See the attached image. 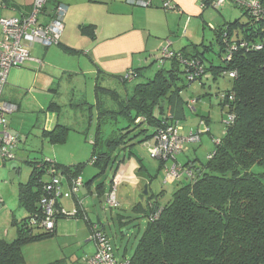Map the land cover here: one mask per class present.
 Returning <instances> with one entry per match:
<instances>
[{
    "label": "trees",
    "instance_id": "16d2710c",
    "mask_svg": "<svg viewBox=\"0 0 264 264\" xmlns=\"http://www.w3.org/2000/svg\"><path fill=\"white\" fill-rule=\"evenodd\" d=\"M214 1L206 0L204 6L220 10L222 6ZM229 1L240 8L248 21L243 22L237 16L233 21L214 26L209 41L192 43L190 50L187 46L175 52L167 67L163 66L166 59L156 58L158 68L154 76L147 75L146 67H142L125 72L116 86L106 87L97 79L94 102L81 93L68 104L81 109L86 105L92 114H89L90 121L95 118L91 159L95 158L93 165L100 168L97 175H101L114 161L121 163L125 157L135 155L136 142L155 140L166 124L185 118L188 101L182 93L188 85L179 84L181 73H185L189 83L201 80L204 75L214 80L220 75L227 76L231 80V86L218 92V100L224 112L233 114V121L226 125L207 161L198 164L197 159L189 157L183 161L193 175L173 181L180 186L168 203L160 202L163 192L150 195L153 200L152 206L144 212L147 216L145 230L132 255L118 259L120 261L128 264H264V0H257L259 11L255 14L247 3ZM80 30L86 35L92 34L93 25H81ZM214 43L220 47L221 65L213 64L206 57ZM47 107L57 111V116L54 126L42 131L43 137L52 144L67 142L70 131L77 129L59 121L61 104L51 102ZM120 120H123L121 127L117 126ZM109 125L112 126L110 131L106 129ZM77 131L90 133L89 128ZM137 135H143L144 139L138 140ZM156 160L159 170L165 167L163 161ZM32 165L28 180L19 186L20 205L27 215L20 222L15 220L17 237L13 241L0 239V264H23L25 243L56 234V225L46 230L39 222L43 215L41 199L50 179L48 171L52 169L71 180L81 176L85 166L83 162L67 165L49 159ZM45 175L49 176L46 181ZM103 186L101 182L99 187ZM57 217L58 220L63 216ZM86 256L76 263L85 264ZM48 264H65V261L58 259Z\"/></svg>",
    "mask_w": 264,
    "mask_h": 264
},
{
    "label": "rangeland",
    "instance_id": "374dc122",
    "mask_svg": "<svg viewBox=\"0 0 264 264\" xmlns=\"http://www.w3.org/2000/svg\"><path fill=\"white\" fill-rule=\"evenodd\" d=\"M223 5L225 10L229 6L232 7L230 9L236 10V14H239L243 22L248 21L247 16L242 15L240 8L233 5L231 1L228 0ZM211 12L215 13V15L221 14L219 10L217 11L210 6L204 15L211 20L214 16L211 17ZM236 17L232 16L228 20L233 21ZM222 22L223 19H221ZM206 32L205 40L209 41V38L213 37L214 32L209 27H206ZM199 37L197 40L202 41V36ZM36 45L35 49L40 50L41 45ZM44 49H41V51ZM219 50V45L214 43L213 48L206 52L207 59H210L216 65L222 64ZM33 61L10 69L8 83L3 95V99H6L14 95V93H19L18 96L21 99L19 110L8 115L10 131L19 134L16 159L7 162L0 159V198L3 201L0 205V239L7 241H13L17 237L15 220L20 222L27 215L20 205L19 186L21 182L28 180L33 170L32 163L42 162L45 159L69 163L72 159H75L76 162L85 164L82 173V179L85 182L100 171L98 166L90 163L96 121L95 118H93L92 122L90 121L89 114H92L87 111L86 105H83L82 109L62 106L63 109L58 119L60 122H65L71 128L73 127L77 130L89 128V134L72 130L67 142L62 144H52L43 137L42 131L47 127L54 126V118L57 116H54L52 112L45 111L46 106L52 99L60 103L66 101L69 96L66 91L69 86V82H67L69 75L67 72L65 73V70H61L65 67L64 63L56 56L50 57L49 60L40 64L33 63ZM152 75L154 76V74ZM184 76L185 73L180 74L181 80L179 79V84L188 85L183 88L185 90L182 95L185 101H189V103L186 104L185 118L179 122L180 133L184 136H188L191 133L199 134L200 140L188 142L189 151L179 154L178 159L183 163L189 157L190 159H197L195 162L200 164L207 161L210 153L216 147V141L224 134L228 114L224 112L225 110L219 104L218 92L231 86V80L227 76L220 75L217 80H214L211 76L204 75L201 80L189 83ZM50 88L57 89L58 93L56 96L51 95ZM88 93L90 95L89 101L94 102L93 94L91 92ZM191 100L195 102L192 101L191 103ZM96 113V110H94V115ZM122 125L123 120H120L117 126L121 127ZM111 128L112 126L109 125L106 129L110 131ZM141 138L144 139V136H138L137 139ZM152 144H154V139L145 140L144 142L138 141L134 145L133 152L136 153V158L139 159L140 164L144 168L140 172L137 166L132 167L134 174H137L136 180L133 177H126L127 175L123 176L125 178L115 189L118 206L110 205L106 202V195L99 196L97 191H95L96 184L100 181L104 182V188H106L107 193L111 191V177L117 171L118 160L108 165L109 167L104 174L96 177V181L93 184L95 187L93 191L96 193L93 195L89 194L93 201L90 202L92 205V210L89 214L90 218L92 221H98L100 218V221L104 223L106 233L111 240L112 251H114L117 259L125 255L127 257L132 255L139 237L145 230L147 216L141 210L136 209L140 200V193L144 191L145 186L151 182V188L156 194L163 192L160 195L162 205L173 198V192L180 186L178 182L172 184L165 181V167L159 170L157 168V160L152 158L149 152ZM14 162L17 163L16 175L14 179H10L11 165ZM166 163L167 165L170 164V162ZM48 178V175L44 177V181ZM138 189H140V192ZM85 190L86 188L83 187L81 191L86 192ZM62 201L64 202L65 211L71 213L74 210L73 195L62 197ZM120 218L125 222H120ZM56 229L57 233L55 235L43 238L40 241L27 242L22 246L23 264H48L58 259L64 260L65 264H77L83 255L89 253L95 246L94 241L90 239L92 232L88 231L85 218H65L59 221Z\"/></svg>",
    "mask_w": 264,
    "mask_h": 264
},
{
    "label": "crops",
    "instance_id": "0c3cea01",
    "mask_svg": "<svg viewBox=\"0 0 264 264\" xmlns=\"http://www.w3.org/2000/svg\"><path fill=\"white\" fill-rule=\"evenodd\" d=\"M33 2L34 0H0V18L27 15L32 8ZM170 2L175 8L165 10L161 5L163 0H152V5L148 6L131 4L128 0H49L46 11L43 12L42 20H48L57 4L65 3L68 6L67 14L63 20L64 30L62 36L59 44L51 45V48L43 47L40 43H34L30 46L32 59L28 61L32 62L35 60L36 62L33 61V63L40 64L49 60L50 57L56 56L64 63L65 67L61 70H65V73L67 72L69 75L67 79L69 86L66 90L69 96L63 103L52 99L49 104L57 102L63 107L69 106L68 104L74 99V96L77 97L81 93L85 94L87 99L90 100L88 92H91L95 99L97 79L106 87L116 86L119 81L118 78L133 68L146 67V74L152 75L158 68L155 59L158 58L159 53L164 48L179 52L192 43L205 41L207 36L206 27L212 29L214 26L228 22L230 20L228 18L232 16H239V14H236V10L230 9L232 8L231 6L227 7L226 10L224 5H222L220 10L211 6L221 13L215 15V13L211 12V17L214 15L211 20L204 15L210 7V5L204 6L206 0H170ZM221 19H223L222 23ZM88 24L93 25L92 34L81 33L80 26ZM208 35L210 36V34ZM199 36H202V41L197 40L200 38ZM36 44L41 45V49L45 48V52L44 50L41 51V49H35ZM188 49L190 50L191 47L189 46ZM41 54L42 56H40ZM169 63L170 59H166L163 66L167 67ZM49 90L52 92L51 95L56 96L58 93L55 88H50ZM18 94L14 93V95L5 99L15 103L18 106L17 110L21 106V99ZM63 107L60 112H62ZM45 111L54 113V116L56 115L55 112H57L50 110L48 107ZM50 128L47 127V129ZM179 161L182 163L181 160ZM77 163L80 162L72 159L69 163L63 164L73 165ZM117 165V171L111 177V187H113L116 179L121 183L125 175L136 180L137 174H134L132 167L137 166L139 171L144 168L141 167L139 159L135 155L125 157L121 163L118 161ZM157 168H159V164ZM82 173L81 179L83 178ZM97 174H94L86 182L82 179L83 183L77 190L78 192L73 195V204L74 208L78 206L81 212L83 211V213L87 214L86 225L89 232H91L90 226L92 223L98 224V227L106 232L104 223L100 221L101 219L98 217V221H92L89 215L92 210L90 202H93L89 194L93 195L97 191L99 196L103 194L107 196L106 188L104 186L99 187L101 181L96 184V190L93 191L95 189L93 184L96 181V177H98ZM62 180L64 188L68 190L70 179L63 175ZM147 185L148 196L144 195L143 192L140 193V200L136 206L137 210H141V212H145L147 207L152 206L151 200H153V197L150 195H154V191L151 188V182ZM83 187L86 188V192L81 191ZM138 191L140 192V189ZM63 203L62 198H60L59 204L65 209ZM83 213L79 215H84ZM65 218L61 217L57 220L56 228L59 221ZM120 222L124 223L125 221L121 219ZM94 250L95 246L89 253H85L83 257L91 255ZM124 258L128 257L125 255L120 259Z\"/></svg>",
    "mask_w": 264,
    "mask_h": 264
},
{
    "label": "built area",
    "instance_id": "2783aa9c",
    "mask_svg": "<svg viewBox=\"0 0 264 264\" xmlns=\"http://www.w3.org/2000/svg\"><path fill=\"white\" fill-rule=\"evenodd\" d=\"M49 0H34L32 8L24 16H5L0 18V159L4 162L14 161L16 159V148H18L19 134L10 131L8 115L15 112L18 106L15 103L3 99L4 89L8 82V74L12 67L25 65L31 60V49L34 43H40L44 46L58 44L64 30V19L67 14L65 3L57 4L53 15L48 20H42L44 8ZM226 0H215L217 6L225 4ZM245 2L252 13L259 11V2L257 0H237ZM236 1V2H237ZM129 3L138 6L152 5V0H128ZM165 10L175 8L170 0H163L161 4ZM175 53L168 48H164L158 58L160 61L175 56ZM232 75V74H231ZM224 97V94L222 95ZM195 102L191 100V103ZM233 114L228 115L225 124L230 125L233 121ZM199 134L191 133L188 136L181 135L179 122L168 123L156 135L154 144L150 147V153L153 158L159 159L165 163L166 182H173L181 179L183 176L191 177V168L183 165L178 160V155L188 151V142L199 141ZM219 142V138L217 140ZM95 159V158H94ZM91 159L90 163H94ZM166 162H170L167 165ZM49 182L45 184V194L41 199L42 216L39 218L43 229L52 230L57 222V216L75 217L83 213L80 208L75 206L71 213L65 211L59 204L62 197H69L76 194L80 185L83 183L81 176L72 178L69 182V189L64 188L62 180L63 174L50 169ZM111 191L107 193V201L110 205L118 206L116 187L119 180H114ZM3 201L0 198V204ZM83 218L87 219V214L83 213ZM98 224L92 223L91 240L95 243V250L92 255L84 258L85 264H128L126 261H120L116 258L110 239L98 228Z\"/></svg>",
    "mask_w": 264,
    "mask_h": 264
},
{
    "label": "water",
    "instance_id": "95a60500",
    "mask_svg": "<svg viewBox=\"0 0 264 264\" xmlns=\"http://www.w3.org/2000/svg\"><path fill=\"white\" fill-rule=\"evenodd\" d=\"M16 168H17V163L16 162L12 163V165H11V172H10V175H9L10 176V179H14V177L16 175ZM147 187H148V185L145 186L144 191H143V194L148 196L149 190H148Z\"/></svg>",
    "mask_w": 264,
    "mask_h": 264
},
{
    "label": "clouds",
    "instance_id": "9594fccd",
    "mask_svg": "<svg viewBox=\"0 0 264 264\" xmlns=\"http://www.w3.org/2000/svg\"><path fill=\"white\" fill-rule=\"evenodd\" d=\"M188 103H189V101H188Z\"/></svg>",
    "mask_w": 264,
    "mask_h": 264
}]
</instances>
